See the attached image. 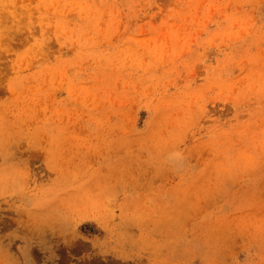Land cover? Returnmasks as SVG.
Instances as JSON below:
<instances>
[{
    "label": "rangeland",
    "instance_id": "374dc122",
    "mask_svg": "<svg viewBox=\"0 0 264 264\" xmlns=\"http://www.w3.org/2000/svg\"><path fill=\"white\" fill-rule=\"evenodd\" d=\"M0 264H264V0H0Z\"/></svg>",
    "mask_w": 264,
    "mask_h": 264
}]
</instances>
